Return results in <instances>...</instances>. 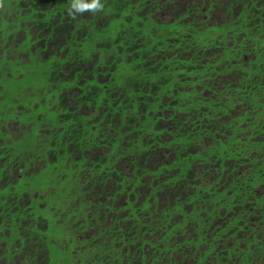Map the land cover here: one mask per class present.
I'll list each match as a JSON object with an SVG mask.
<instances>
[{"label":"trees","instance_id":"obj_1","mask_svg":"<svg viewBox=\"0 0 264 264\" xmlns=\"http://www.w3.org/2000/svg\"><path fill=\"white\" fill-rule=\"evenodd\" d=\"M101 2L102 11L75 19L56 14L69 9L70 0H3L0 8V117L8 115L13 101L28 103L30 84L44 92L53 84L55 95L64 88L73 103L84 106L81 115L66 113L74 140L64 159L91 163L88 180L71 179L60 162L51 174L39 171L37 178L52 182L64 202L91 190L106 200L133 196L124 219L117 209L114 219L103 221L110 228L99 233L102 241L90 242L85 251L78 247L70 256L87 264H137L141 256L149 264H173L172 259L242 264L240 255L252 264L255 251L242 244L259 231L223 217L234 214L238 222L245 212L264 220V36L258 41L263 18L255 14L240 21L232 14H213L215 0H187V13L176 15L153 13L164 11L163 0ZM42 21L53 24L57 34L64 25L72 28L59 32L64 41L53 36V49L45 48L38 37ZM133 22L129 30L123 26ZM35 40L40 60L31 49ZM117 167L113 175L121 180L107 182ZM67 182L71 192L62 186ZM163 193L179 197L173 207L183 214L198 207L206 211L198 214L202 219L220 220L223 243L231 237L233 244L218 255L214 238L182 237L207 224L200 218L189 226L169 222L157 208ZM77 209L87 212L80 202ZM4 210L0 204V227L10 221L11 242L6 241L11 247L22 223Z\"/></svg>","mask_w":264,"mask_h":264},{"label":"flooded vegetation","instance_id":"obj_2","mask_svg":"<svg viewBox=\"0 0 264 264\" xmlns=\"http://www.w3.org/2000/svg\"><path fill=\"white\" fill-rule=\"evenodd\" d=\"M163 1H165L164 11L157 10L153 12L154 14L176 15L187 13V0ZM215 1L217 5L213 14L217 13L227 16L232 14L235 20L238 17L240 21L250 15L258 14L263 18L264 22V0ZM152 9L156 8L152 7ZM53 10L55 13L56 9ZM67 10H57L56 14L61 16L68 13ZM19 11L22 12V10L17 9L18 15ZM24 25H32V23ZM40 26H44V29L38 33L40 42H42L41 45L51 49H53L51 47L53 45V36H56V40L64 41L63 36L59 32H63L66 29L69 31L72 28L70 25L69 27L64 25V30L59 31L57 34L53 24L48 27L42 21V23H38L39 28ZM36 28L31 27L28 30L36 31ZM26 32L27 30L22 31L24 34ZM263 36L264 33L259 35L258 41ZM38 41L35 40V42L31 43V49L34 54L35 50L33 47L37 45ZM258 41L257 39L252 40V42ZM14 52L17 54L19 50L15 49ZM34 56L37 60H40L39 55L35 54ZM27 59L28 63L32 62V58L29 55ZM51 67L53 68L52 64ZM53 70L58 72L54 68ZM54 87L51 84L44 92L45 88L43 87L34 89L31 84L27 85L25 94L29 99L28 103L15 104L13 101V106L8 107V115L4 118L0 117V153H3L0 156V200H2L0 204L7 209V211L4 210L7 217L15 219L16 222L23 225V230H21L22 225L19 229L20 238L16 239L12 236L15 242L11 247L6 241H10L12 235L9 230L10 221H7L4 228L0 227V264H87L85 261L73 258L70 254L76 252L78 247L82 249L81 251H85V248L93 242L102 241L99 233L107 232L106 230L110 228V222L104 224L103 221L114 219L117 215V209H120L123 214L120 216L124 219L127 216V211L132 208V205L126 208L128 200L133 199L132 195L124 194L121 200L116 197L106 200L96 197L93 190L81 194V197L79 195L72 196L68 199V202H64L58 198L59 194L56 193L59 192L52 182L43 180L44 177L42 175H39V179L37 178L36 173L39 171L48 170L51 174L54 171L55 164L59 162L65 163L62 166L70 173L71 179L74 178L77 181L83 180V178L87 179L91 173L89 171L91 163L85 165L76 161L71 164V159H66V161L64 159V154L69 151L67 146L72 145L74 140L72 133H70V121L66 113L76 110L75 112L81 115L84 106L80 103H73V100L65 94L64 88H59L58 94H53L52 90ZM49 88H51V93ZM39 107H41L40 110ZM54 109L56 111L55 115H53L55 113ZM85 152V155L89 156L90 154V157L93 158V154L90 151L85 150ZM77 155L80 156L79 152ZM117 169L118 167L107 175V182L113 177L115 181L121 180L118 174L113 175V172L117 173ZM121 174L122 171H119V175ZM62 186L69 192L74 189L68 182L62 183ZM12 187H14V191ZM175 199L178 201L179 197L163 193L157 201L158 211H164L163 216H166L169 222L179 220L189 226L193 224L194 219H202L198 214L206 216V211L198 207L189 209L186 214H183L181 211L185 210L176 206L179 210L177 211L173 207ZM79 202L87 207L86 213L82 214L78 211ZM100 203L102 205L98 206ZM185 207H187V204ZM236 217L239 218V216H234L233 214L223 218L224 221L233 220L237 225L255 227V230L259 231V234L255 232L249 233L246 240V243L249 242V244L247 246L244 242L242 247H248L255 251V260L252 264H264V230L260 231V229H264V220L258 221V218H261L260 216H256V214L250 216L245 212L242 213L238 222L235 220ZM204 218L202 220L206 222V228H198V232L195 230L181 236L186 239L187 236L214 238V241L219 243L214 248V253H217L220 248L233 244L231 237H229L226 245L223 243L222 233L220 232L221 224L223 223L220 220L216 219V222H210ZM166 226L168 227V225ZM165 231L170 238H175L176 235L173 232ZM92 237H95V239L89 241ZM254 239L257 240L258 246L256 248H254ZM237 256L238 263L246 264L240 255ZM141 257L136 260L137 264H149L146 260H142ZM233 258L231 257V259ZM223 260L221 258V262ZM170 262L179 264L176 263V259H172ZM98 264H106V262L103 260ZM120 264H127V262Z\"/></svg>","mask_w":264,"mask_h":264},{"label":"clouds","instance_id":"obj_3","mask_svg":"<svg viewBox=\"0 0 264 264\" xmlns=\"http://www.w3.org/2000/svg\"><path fill=\"white\" fill-rule=\"evenodd\" d=\"M3 0H0V8H3ZM104 4L101 0H70L68 14L73 19L77 15H82L85 12L96 13L104 9Z\"/></svg>","mask_w":264,"mask_h":264},{"label":"rangeland","instance_id":"obj_4","mask_svg":"<svg viewBox=\"0 0 264 264\" xmlns=\"http://www.w3.org/2000/svg\"><path fill=\"white\" fill-rule=\"evenodd\" d=\"M16 1H17V0H16ZM128 21H129V20H128ZM131 21H133V18H132ZM124 23H125V22H124ZM124 23H123V24H124ZM123 26L129 30V27H130V26H133V27H134L135 25H134V22H133V23H126V24L123 25ZM134 31H136V29H135ZM44 77H46V76H44Z\"/></svg>","mask_w":264,"mask_h":264}]
</instances>
